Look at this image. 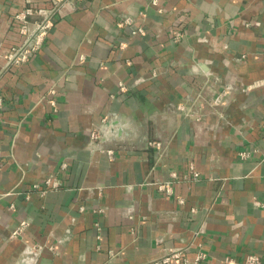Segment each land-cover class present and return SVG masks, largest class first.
Returning <instances> with one entry per match:
<instances>
[{"label":"crops","instance_id":"0c3cea01","mask_svg":"<svg viewBox=\"0 0 264 264\" xmlns=\"http://www.w3.org/2000/svg\"><path fill=\"white\" fill-rule=\"evenodd\" d=\"M25 2L0 0V50L18 43L11 19ZM0 96V264L29 243L56 252L38 264H152L198 231L201 264L264 259V0H80L29 62L0 60ZM105 116L111 135L92 140ZM49 176L60 189L26 200Z\"/></svg>","mask_w":264,"mask_h":264},{"label":"built area","instance_id":"2783aa9c","mask_svg":"<svg viewBox=\"0 0 264 264\" xmlns=\"http://www.w3.org/2000/svg\"><path fill=\"white\" fill-rule=\"evenodd\" d=\"M80 0H48L49 6H40L31 0H26L25 5L12 16V23L16 24L17 32L19 35L18 43L9 46L4 50H0V60L3 61V68L19 67L27 62H29L33 56L41 49L43 46L50 30L54 26V21L57 15L65 7L72 8L76 2ZM132 20L130 18H125L118 23V26L130 25ZM133 34L143 35V29L139 28L133 32ZM174 42L179 41V34H177L174 39ZM79 60H83V57L80 56ZM155 75V72L152 73V76ZM119 92H125L126 87L123 83L118 84ZM55 95V89L52 87L48 92V103L52 108L54 113L57 112L56 102L53 99ZM226 96V91H221L217 96L212 100L211 105L217 107L221 104L222 100ZM3 108V100L0 96V120L1 113ZM177 110L182 113L185 117H192L193 114L191 110L184 106H177ZM111 127L109 123L108 116H105L100 121L99 128L93 130L90 134L92 140H97L105 137L106 135H111ZM146 149H155L156 151H164V145L161 142L150 140L145 144ZM109 159L114 158L113 150H102ZM241 157H246V154H240ZM61 168H65V164L61 165ZM170 177L174 180L178 179V176L175 172H171ZM187 177H184L186 179ZM200 178V174L194 170H191V179L196 181ZM43 188L40 185L35 184L26 193L25 199L28 200L31 192L36 191L39 195H44L48 190L56 191L60 189L59 181L53 177L49 176L43 182ZM158 192L163 194L166 198H169L172 195V182L165 181L156 185ZM100 191V190H99ZM182 203V200H179ZM260 208H264V203L257 202L255 203ZM83 208H79L82 210ZM101 209L97 210V213H102ZM29 223L26 220H21L16 228L12 230L9 235V239H15L21 234H23L28 228ZM98 229L97 223L95 224ZM201 232H194L193 239L194 241L190 242L188 245L182 247H171L167 248L164 251V254L152 262V264H172L177 262L179 264H201L206 259V254L203 251V244L200 241ZM100 237L98 236L97 239ZM191 247L195 249V256L193 260L188 259V252ZM99 249V246L96 247ZM48 251L56 254L53 246H47L40 243H29L23 246L20 251L19 257L15 264H38L42 258L43 252ZM110 256H113V252L109 253ZM225 264H264V259L255 255V254H246L241 260H236L233 257H225L223 260Z\"/></svg>","mask_w":264,"mask_h":264}]
</instances>
